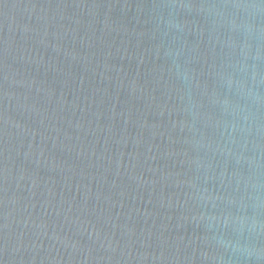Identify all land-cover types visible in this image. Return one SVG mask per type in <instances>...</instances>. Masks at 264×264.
<instances>
[{"label": "water", "instance_id": "obj_1", "mask_svg": "<svg viewBox=\"0 0 264 264\" xmlns=\"http://www.w3.org/2000/svg\"><path fill=\"white\" fill-rule=\"evenodd\" d=\"M0 264H264V0H0Z\"/></svg>", "mask_w": 264, "mask_h": 264}]
</instances>
